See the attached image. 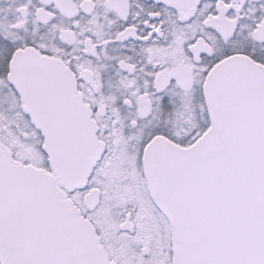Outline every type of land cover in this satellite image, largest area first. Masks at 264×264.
I'll return each mask as SVG.
<instances>
[{
    "label": "snow or ice",
    "instance_id": "snow-or-ice-1",
    "mask_svg": "<svg viewBox=\"0 0 264 264\" xmlns=\"http://www.w3.org/2000/svg\"><path fill=\"white\" fill-rule=\"evenodd\" d=\"M0 264H264V0H0Z\"/></svg>",
    "mask_w": 264,
    "mask_h": 264
}]
</instances>
